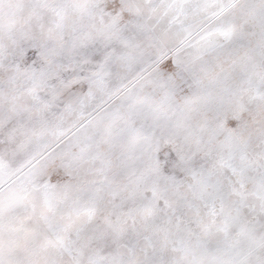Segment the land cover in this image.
<instances>
[{
  "label": "snow or ice",
  "instance_id": "1",
  "mask_svg": "<svg viewBox=\"0 0 264 264\" xmlns=\"http://www.w3.org/2000/svg\"><path fill=\"white\" fill-rule=\"evenodd\" d=\"M0 264H264V0H0Z\"/></svg>",
  "mask_w": 264,
  "mask_h": 264
}]
</instances>
